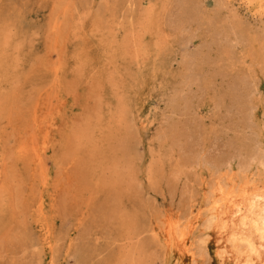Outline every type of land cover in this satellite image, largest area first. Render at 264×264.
<instances>
[{
    "label": "rangeland",
    "instance_id": "rangeland-1",
    "mask_svg": "<svg viewBox=\"0 0 264 264\" xmlns=\"http://www.w3.org/2000/svg\"><path fill=\"white\" fill-rule=\"evenodd\" d=\"M263 155L264 0H0V264H224Z\"/></svg>",
    "mask_w": 264,
    "mask_h": 264
},
{
    "label": "bare ground",
    "instance_id": "bare-ground-1",
    "mask_svg": "<svg viewBox=\"0 0 264 264\" xmlns=\"http://www.w3.org/2000/svg\"><path fill=\"white\" fill-rule=\"evenodd\" d=\"M259 161L253 169L250 166L254 162L250 161V166L246 163V168L239 170L242 173L234 179L221 175L213 189L212 239L221 263L264 264V155ZM194 217L188 216L187 224L178 214L167 219L164 230L168 249L173 247L176 253H187L186 230L192 226Z\"/></svg>",
    "mask_w": 264,
    "mask_h": 264
}]
</instances>
